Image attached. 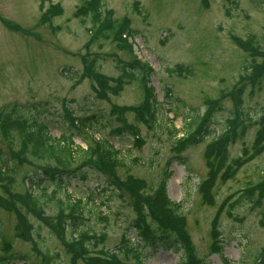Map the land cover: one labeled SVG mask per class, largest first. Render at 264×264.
<instances>
[{"label":"rangeland","instance_id":"374dc122","mask_svg":"<svg viewBox=\"0 0 264 264\" xmlns=\"http://www.w3.org/2000/svg\"><path fill=\"white\" fill-rule=\"evenodd\" d=\"M81 5L82 0H0V108L19 106L25 114L47 120L51 135L58 137L63 128L68 131L62 112L65 102L78 116L99 114L109 120L104 128L91 130L95 138H105L122 127L111 114L112 106L135 107L143 96L138 81L132 79L117 95H108L107 100L96 97L90 79L78 80L83 73V58L100 57L96 59L100 73L112 78L123 75L126 80L118 62L132 60L110 40L86 47L92 23L90 17L76 15ZM50 6L58 7L60 13L50 22H41L42 13ZM100 7L103 12L112 13L113 21L128 19L131 28L138 31L132 39L134 52L152 68L150 81L159 102L160 122L152 129L136 123L133 113L125 115L127 123L137 127L143 140L140 146L124 144L126 139L117 138V134L108 137L122 154L123 164L116 170L117 176L122 180L133 176L154 188L163 183L167 170L170 177L166 193L180 204L178 212L184 218L183 229L196 260L200 264H251L264 246V193L257 204V193L250 197L244 190H252L264 181V152L229 179H223L220 171L208 191L202 190V183L208 171L206 147L223 132L236 103L241 104V118L244 112L249 117L243 134L228 146L223 167L228 168L244 150L247 155L251 150L257 121L264 110V77L255 80L252 75L242 76L247 71L245 67L253 64H261L264 73V0H100ZM14 25L20 30L10 29ZM250 37L254 53L243 50L238 43ZM108 54H115L118 62ZM247 72L250 74L251 70ZM35 106L45 108L49 114L37 113ZM207 112L212 114L210 135L206 131L197 144L181 153L173 152L177 139L188 133L187 124ZM196 121L192 131L200 124ZM73 140L78 146H86L78 137ZM0 148L6 150L1 136ZM25 171L33 173L25 166L20 168L21 174ZM88 175L90 181L72 180L65 187L66 193L60 189L57 194L60 198L69 194L82 200L92 195L94 208L101 212L99 216L85 215L79 229H90L96 249L114 250L125 238L138 244L140 237L132 226L136 218L132 199L126 193L119 196L96 172ZM50 207L46 214L55 215ZM214 218L220 253L211 250ZM29 220L33 224V241L42 254L53 257V262L48 259L49 262L69 264L62 241L44 224L31 217ZM146 221L157 230L149 218ZM14 227V215L0 207V256L4 254L1 243L8 242L11 253L25 256L27 264H46L31 243L15 237ZM70 237V230L66 229L65 240ZM141 250L145 264H182L184 257L182 251L163 247L154 250L145 245Z\"/></svg>","mask_w":264,"mask_h":264},{"label":"trees","instance_id":"16d2710c","mask_svg":"<svg viewBox=\"0 0 264 264\" xmlns=\"http://www.w3.org/2000/svg\"><path fill=\"white\" fill-rule=\"evenodd\" d=\"M59 13L58 7L50 6L42 13L41 22H50ZM76 15L78 17L88 16L92 23L90 38L86 47H90L99 40H110L119 50L126 52L132 58L130 62L122 63L118 62L115 54H108V57L112 56L117 60L128 80L123 75L112 78L101 74L96 67V59H101L98 56L82 59L83 73L78 75V80L86 77L90 79L96 97L102 100H107L108 95H117L126 82L131 79L138 81L143 94L141 102L135 107L123 108L113 105L111 108V114L115 115L116 120L122 124V127L117 128L116 131L113 130L112 133L117 134V138H125L124 144H129L130 147H138L143 143V140L137 136V127L127 123L125 114L133 112L136 123L151 129L160 122L158 118L159 106H157L159 104L157 103L155 108L151 107L150 100L154 101V96L148 99L147 93L152 88L146 89L144 84L150 79L152 69L148 65L140 67L134 58L132 45L128 42V37H132L138 32L131 28L128 19L120 22L113 21L111 12L101 10L100 0H82V5L78 8ZM81 21L85 22L83 19ZM7 25L8 27L11 26L9 23ZM10 29L20 30L17 25ZM238 43L245 51L251 53L256 51L253 48L251 37L245 42ZM260 67V64H253L250 67H245V69L247 71L252 70L253 79L256 80L261 75L264 77L262 67ZM247 71L242 76L243 78L251 76L252 72L249 74ZM72 76L74 78V75ZM46 105L47 103L43 104V106ZM90 106L88 105V107ZM62 107L63 119L68 121V131L63 128L58 137L51 135L47 120L35 117L34 114H25L19 106L0 108V136L6 144V150L0 148V207L14 215L15 234L19 238L31 242L33 224L29 217L44 224L62 241L69 264H130L120 259L119 253L124 255V258L132 257L133 264H144L142 253L139 251L143 245L182 251L184 253L181 260L182 264H200V260H196V256L190 247L189 237L183 229L184 218L178 212L180 204L170 200L166 193L165 187L170 173H166V179L163 183H158L154 188L149 187L144 180L133 176H128L124 180L119 179L116 170L123 164L120 149L113 146L111 139L108 138L111 136L110 133L107 134L108 137L99 139L95 138L91 132L94 127L104 128L109 120L104 119L105 117L99 114L78 116L75 111H71L65 102ZM240 107L241 104L236 103L234 115L226 120L223 132L220 135L217 134L206 147L204 155L208 171L206 180L202 183V190L204 191L209 190L210 184L212 186L220 171L224 173L223 179H229L237 169L264 152V110H262L257 121L258 127L249 155H247L248 151L244 150L243 155L233 160L228 168L223 167L227 158L228 146L243 134L246 128L244 125L246 117L248 121L247 112H244L243 119L241 118ZM34 110L37 113L49 114L45 108L41 110L40 107L35 106ZM209 114L210 112H207L200 117L196 116V120H199L198 124H200L194 131L192 130L197 121L193 119L187 124L188 133L177 139L176 144H174V147L176 146L175 151L180 152L193 144H197L201 139L203 140L202 134L204 132L207 131V135L211 133L208 132V127L211 123L212 114L211 117ZM174 131L175 136L176 130L174 129ZM74 137H78L86 146L76 145L73 140ZM23 166L33 173L27 174V170L21 174L20 168ZM90 171L102 176L108 185H111L113 191L119 192V196L123 197L126 193L132 199L133 208L137 215L135 227L138 229L139 235L144 237L145 243L139 242L137 248L129 245L116 252L108 251L107 248L96 249L94 240H92L95 236L93 233H89L90 229L85 227L79 229L85 215L99 216L98 213L101 212L98 207L94 208L92 195L82 200L81 198H71L69 194L60 198L57 194L60 189L66 193L65 187L70 185L72 180L90 181L88 175ZM24 184H27V187ZM19 187L21 190H16ZM48 188L51 190L48 191ZM250 189L251 187L246 188L244 193H248L250 197H254L257 193L254 203L259 204L264 193V181L259 183L257 187H252V190ZM49 207L53 209L55 215L46 214L45 211ZM147 217L156 225L157 230L153 231L151 226L145 222ZM215 218L211 225L212 253L220 252V242L217 240L219 230L216 222H214ZM66 229L70 230L71 237L69 240H65ZM74 233H77V237H73ZM34 247L33 249L40 253L38 246ZM1 251L7 256L4 257V254L0 256V261L15 259L23 262V264L28 263L25 261L27 260L25 256L11 253L8 242L6 245L4 242L1 243ZM40 255H43L45 262H49L48 259L53 262L52 256L50 258L44 253ZM253 262L264 264V246L254 257ZM0 264L4 263L0 262Z\"/></svg>","mask_w":264,"mask_h":264}]
</instances>
